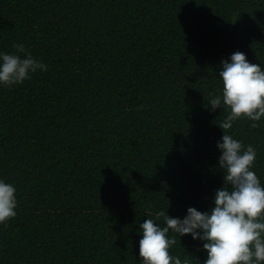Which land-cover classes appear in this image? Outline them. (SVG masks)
Returning <instances> with one entry per match:
<instances>
[{
	"label": "trees",
	"instance_id": "obj_1",
	"mask_svg": "<svg viewBox=\"0 0 264 264\" xmlns=\"http://www.w3.org/2000/svg\"><path fill=\"white\" fill-rule=\"evenodd\" d=\"M16 44L47 70L0 85V179L18 201L0 264H143L145 219L211 213L228 112L205 97L235 51L264 68V0H0V53ZM252 123L228 134L264 184ZM169 236L182 264L207 260L206 241Z\"/></svg>",
	"mask_w": 264,
	"mask_h": 264
},
{
	"label": "clouds",
	"instance_id": "obj_2",
	"mask_svg": "<svg viewBox=\"0 0 264 264\" xmlns=\"http://www.w3.org/2000/svg\"><path fill=\"white\" fill-rule=\"evenodd\" d=\"M14 53H0V85L11 88L31 79L47 65L35 59L22 44L13 45ZM21 53H25L21 56ZM220 94L209 93L206 98L211 110L228 112L219 123L224 135L217 147L222 151L219 168L224 172V184L217 189L215 207L211 213L189 207L183 219L173 218L168 211L155 213V218L140 224L142 238L139 256L143 264H182L173 255L177 243L170 231L181 237L206 241L203 248L208 258L204 264H264V184L253 170L257 150L228 134L233 123L240 119L253 121L252 128L264 118V68L252 63L242 51H235L229 60L222 61ZM16 188L0 179V224L16 216ZM162 218L163 225L157 223ZM183 264H189L185 257Z\"/></svg>",
	"mask_w": 264,
	"mask_h": 264
}]
</instances>
